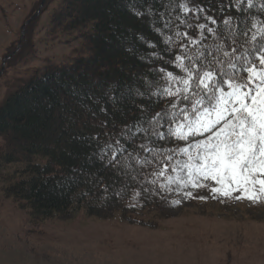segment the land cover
I'll return each mask as SVG.
<instances>
[{
  "label": "trees",
  "instance_id": "trees-1",
  "mask_svg": "<svg viewBox=\"0 0 264 264\" xmlns=\"http://www.w3.org/2000/svg\"><path fill=\"white\" fill-rule=\"evenodd\" d=\"M180 2L65 1L55 22L65 30L80 31L89 56L32 77L0 106L1 190L29 209L32 217L71 220L84 211L99 218L121 213L134 219L156 212L161 202L172 197L148 182L151 169L141 168L135 160H131V170L123 164H110L108 158L101 159L100 148L118 140L119 147L126 149L118 160L123 161L129 153L148 156L137 147L149 144L145 134L136 131L141 125L150 132L165 133L163 140L150 137L151 147L176 149L184 144L167 136L168 116L158 118L162 127L148 123L157 112L173 111L171 103L184 107L180 96L160 94L167 87L160 70L183 75L171 63L183 53L181 44L192 50L199 44L206 46L218 59H224L221 51L231 48L239 49L236 56L255 53L259 45H254L250 36L264 30V0H253L251 7L248 0H241L239 7L237 0H192L189 6L202 7L203 13H184L177 7ZM207 16L216 23L206 20ZM229 18L231 23L226 27L223 21ZM185 19L193 25L215 28L218 36L198 26L188 28L180 22ZM177 32H186L199 43L177 37ZM166 37H171V42L166 43ZM248 58L255 60L256 56ZM238 65L242 67L243 61ZM112 95L119 98L118 103L110 99ZM7 167H13V172L6 175L3 171Z\"/></svg>",
  "mask_w": 264,
  "mask_h": 264
},
{
  "label": "rangeland",
  "instance_id": "rangeland-1",
  "mask_svg": "<svg viewBox=\"0 0 264 264\" xmlns=\"http://www.w3.org/2000/svg\"><path fill=\"white\" fill-rule=\"evenodd\" d=\"M43 1L0 0V106L32 77L90 54L80 31L55 22L66 0L41 7ZM12 172L7 167L3 174ZM201 183L207 187L165 189L169 200L134 219L80 211L71 220H38L5 195L0 181V264H264L259 185L224 196L211 191L219 187L215 181Z\"/></svg>",
  "mask_w": 264,
  "mask_h": 264
},
{
  "label": "snow or ice",
  "instance_id": "snow-or-ice-1",
  "mask_svg": "<svg viewBox=\"0 0 264 264\" xmlns=\"http://www.w3.org/2000/svg\"><path fill=\"white\" fill-rule=\"evenodd\" d=\"M191 3L192 0H181L177 7L184 13L205 11L202 7H190ZM240 3L241 0H237V7ZM248 4L249 7L253 6V0H248ZM160 15L163 17L164 14ZM205 19L216 23L213 17L207 16ZM180 22L188 28L198 26L218 36L217 30L206 24L193 25L186 19ZM169 23H165V27ZM230 23L231 18L223 21L226 27ZM243 35L248 37L249 33ZM176 36L186 38L190 43H199L188 37L186 32H177ZM171 40V37H166L165 42ZM250 40L254 45H259L255 53L236 56L239 49L231 48V51L220 52L224 59H218L214 52H207L206 46L192 50L186 44H181L179 47L184 49L183 53L176 55L171 63H175L183 75L176 76L172 72L160 70L167 81V87L160 94L168 98L180 96L184 107L178 108L176 103H171L169 108L173 111L157 112L148 123L154 128L162 127L158 118L168 116L171 123L167 136L184 141L183 147L165 149L149 146L150 137L163 140L166 138L165 133L155 130L150 132L141 125L136 131L143 132L149 144L141 143L137 147L148 153V156L129 153L123 161L118 160L126 149L120 148L117 140L100 148L101 159L108 158L110 164H123L129 170L132 169L131 160H135L141 168L151 169L152 179L148 182L161 190H182L189 184L200 189L207 187L201 183L202 180H212L219 187H213L211 191L222 192L224 196L237 189L248 193L249 186L255 190L256 185H259L258 191L264 193V30L252 34ZM249 55H255L256 59L250 60ZM241 60L242 67L238 65ZM110 99L119 102L116 95ZM135 134L132 133L133 137ZM197 136L202 138L195 139ZM173 184L176 189L172 188ZM186 195L192 196V193L187 192ZM248 198L255 201L259 196L249 195Z\"/></svg>",
  "mask_w": 264,
  "mask_h": 264
},
{
  "label": "water",
  "instance_id": "water-1",
  "mask_svg": "<svg viewBox=\"0 0 264 264\" xmlns=\"http://www.w3.org/2000/svg\"><path fill=\"white\" fill-rule=\"evenodd\" d=\"M44 2H45V0L42 2V5H41V7L44 5ZM41 9V8H40ZM40 9L36 12V14H34L25 24H24V26L22 27L23 29L25 28V26L30 22V21H32L39 13H40Z\"/></svg>",
  "mask_w": 264,
  "mask_h": 264
}]
</instances>
